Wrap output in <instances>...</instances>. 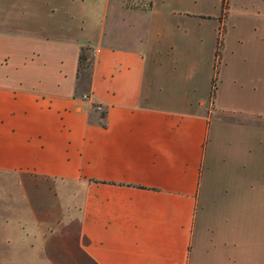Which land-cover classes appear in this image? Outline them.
<instances>
[{"label":"crops","instance_id":"obj_1","mask_svg":"<svg viewBox=\"0 0 264 264\" xmlns=\"http://www.w3.org/2000/svg\"><path fill=\"white\" fill-rule=\"evenodd\" d=\"M215 36L169 0H0V264H251L264 42L243 109Z\"/></svg>","mask_w":264,"mask_h":264},{"label":"rangeland","instance_id":"obj_2","mask_svg":"<svg viewBox=\"0 0 264 264\" xmlns=\"http://www.w3.org/2000/svg\"><path fill=\"white\" fill-rule=\"evenodd\" d=\"M126 3L147 9L150 0H126ZM169 6L175 14L212 18L216 24L215 46L221 57L218 82L223 94L236 95L239 106L245 109L247 81L255 72L250 56L260 55L262 51L258 47L264 42V0H169ZM189 26L196 36L197 27L193 23ZM88 73V69L81 70V84L85 88ZM231 79L235 80L233 86H230ZM251 264H264V244L253 247Z\"/></svg>","mask_w":264,"mask_h":264},{"label":"trees","instance_id":"obj_3","mask_svg":"<svg viewBox=\"0 0 264 264\" xmlns=\"http://www.w3.org/2000/svg\"><path fill=\"white\" fill-rule=\"evenodd\" d=\"M215 53H216V56L219 55V48H217V50H216ZM90 68H91V59L84 52V50H82L81 53H80V55H79V66H78L79 72L81 70H84V69H88L89 72H90ZM213 87H214V84H213ZM213 93H214V91H212V94Z\"/></svg>","mask_w":264,"mask_h":264},{"label":"built area","instance_id":"obj_4","mask_svg":"<svg viewBox=\"0 0 264 264\" xmlns=\"http://www.w3.org/2000/svg\"><path fill=\"white\" fill-rule=\"evenodd\" d=\"M83 98L86 99V98H88V96H87V95H84ZM96 108H97L98 110H101V109H102L101 106H97Z\"/></svg>","mask_w":264,"mask_h":264}]
</instances>
